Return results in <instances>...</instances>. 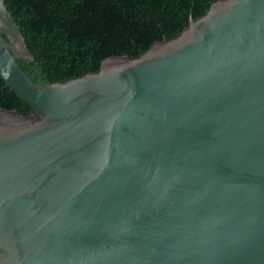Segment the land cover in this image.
I'll return each instance as SVG.
<instances>
[{
	"label": "water",
	"instance_id": "obj_1",
	"mask_svg": "<svg viewBox=\"0 0 264 264\" xmlns=\"http://www.w3.org/2000/svg\"><path fill=\"white\" fill-rule=\"evenodd\" d=\"M4 34L7 38H5ZM0 0V264H264V0L36 82Z\"/></svg>",
	"mask_w": 264,
	"mask_h": 264
},
{
	"label": "trees",
	"instance_id": "obj_2",
	"mask_svg": "<svg viewBox=\"0 0 264 264\" xmlns=\"http://www.w3.org/2000/svg\"><path fill=\"white\" fill-rule=\"evenodd\" d=\"M213 1L5 0L36 58L20 60V66L36 82L97 71L110 56H138L155 42L176 36ZM0 107L23 114L34 111L1 74Z\"/></svg>",
	"mask_w": 264,
	"mask_h": 264
}]
</instances>
